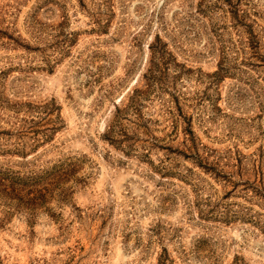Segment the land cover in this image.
I'll return each mask as SVG.
<instances>
[{"label":"rangeland","instance_id":"obj_1","mask_svg":"<svg viewBox=\"0 0 264 264\" xmlns=\"http://www.w3.org/2000/svg\"><path fill=\"white\" fill-rule=\"evenodd\" d=\"M0 264H264V0H0Z\"/></svg>","mask_w":264,"mask_h":264}]
</instances>
